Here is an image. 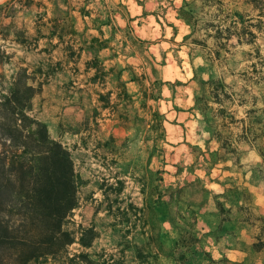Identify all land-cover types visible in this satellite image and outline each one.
Returning a JSON list of instances; mask_svg holds the SVG:
<instances>
[{"label":"rangeland","instance_id":"obj_1","mask_svg":"<svg viewBox=\"0 0 264 264\" xmlns=\"http://www.w3.org/2000/svg\"><path fill=\"white\" fill-rule=\"evenodd\" d=\"M182 1L0 0V90L21 75L35 90L30 115L69 150L83 180L72 219L94 228L95 264H176L158 244L187 231L197 240L178 247L180 264H264V225L241 194L221 233L196 183L254 187L264 207V0H198L187 39ZM200 80L229 111L206 112L228 123L229 152L195 105ZM169 186H182L170 200Z\"/></svg>","mask_w":264,"mask_h":264},{"label":"trees","instance_id":"obj_2","mask_svg":"<svg viewBox=\"0 0 264 264\" xmlns=\"http://www.w3.org/2000/svg\"><path fill=\"white\" fill-rule=\"evenodd\" d=\"M197 1L183 0L177 9V17L190 27V33L183 39L195 32ZM216 53L219 54L218 50ZM193 74L196 77V73ZM210 84V80H200L201 95L196 97L195 105L205 116L211 137L229 152L235 139L220 136L228 123L206 117L208 110L229 112L217 95L212 96L214 92ZM34 92V87L21 75L12 77L6 91L0 90V264H95L85 250L96 237L94 228L81 224L75 226L72 219L73 210L79 203L78 188L83 180L74 170L69 150L50 136L46 123L30 115ZM151 98L156 99V96ZM213 103L218 107L214 108ZM196 183L212 204L211 213L219 218L216 224L219 232L226 233L229 225H235L231 206L237 205L240 194L248 219L264 225L263 215L256 213L251 206V194L247 188L233 185L216 194L203 186L199 179ZM181 188L169 186L163 195L170 200L171 192ZM146 208L153 213L152 205L147 203ZM207 223L208 233L212 234L214 226ZM150 238L158 244L155 236L151 234ZM196 240V233L187 231L167 250L163 244L158 245L163 254L180 264ZM73 243L80 249L71 252L69 247ZM253 245L257 246L256 242ZM179 246L185 248V252L176 256Z\"/></svg>","mask_w":264,"mask_h":264},{"label":"crops","instance_id":"obj_3","mask_svg":"<svg viewBox=\"0 0 264 264\" xmlns=\"http://www.w3.org/2000/svg\"><path fill=\"white\" fill-rule=\"evenodd\" d=\"M254 188V187H253ZM253 188H250L251 190V193H252V200H253V205L255 206L256 209L259 210V212L263 213L264 214V207L263 205L260 206V203H259V191H253L254 189Z\"/></svg>","mask_w":264,"mask_h":264}]
</instances>
